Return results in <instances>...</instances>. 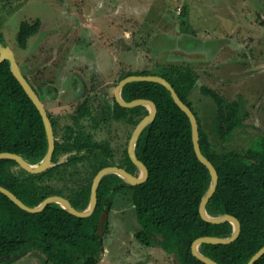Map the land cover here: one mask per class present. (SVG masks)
Here are the masks:
<instances>
[{
  "label": "trees",
  "instance_id": "1",
  "mask_svg": "<svg viewBox=\"0 0 264 264\" xmlns=\"http://www.w3.org/2000/svg\"><path fill=\"white\" fill-rule=\"evenodd\" d=\"M41 26L39 19L22 21L17 37L19 46L27 47L29 38L38 34ZM173 65L167 71H130L126 76L153 74L165 77L197 115L189 96L198 76L190 68ZM25 77L39 94L33 82ZM201 91L215 100L217 115L214 126L217 125L220 139L227 140L244 121L246 111L243 102H227L206 85L201 87ZM122 96L127 101L148 98L158 108L155 119L145 127L136 145L138 158L149 170L148 179L142 184L132 185L116 174L106 175L98 189V205L88 217L76 216L56 203L39 213H31L0 191V259L36 251L44 254L45 264H97L102 259L104 248V244L97 240L101 215L103 211L111 210L113 198L123 190L131 192L140 225L135 234L138 242L162 247L169 255L175 254L181 264H206L192 253V244L197 238L232 234L234 226L231 222L212 223L200 214V203L212 177L196 155L190 118L174 101L170 91L158 82L134 81L123 88ZM111 100L102 110L105 122L110 119L124 121L134 129L149 113L146 106L126 108L114 97ZM87 104L74 117L76 122L89 116ZM50 117L54 125L55 121ZM198 121L202 152L219 173L217 189L207 205L208 213L213 216L231 214L241 222V232L235 241L229 244L203 243L200 251L222 264H246L264 246V135L244 153L220 152L212 144L199 118ZM95 124L98 125L96 121ZM55 136L56 150L51 168L34 174L21 167V171L16 172L13 168L20 165L15 160L0 159V185L14 192L29 206H37L50 195H61L83 211L90 202L92 180L86 184L78 183L73 194L56 188L51 180L61 174L64 166L58 162L59 156L76 151L66 164L87 160L89 166L98 172L105 166L115 165L113 148L108 140L96 141L86 130L70 128V135L63 142L57 139L56 130ZM47 150V132L40 111L14 76L10 62L2 61L0 152L17 153L34 163L40 162ZM123 152L125 159L119 166L135 174L137 167L127 148ZM59 180L62 179L59 177ZM106 228L107 223L104 233ZM12 261L11 258L2 264ZM255 264H264V256Z\"/></svg>",
  "mask_w": 264,
  "mask_h": 264
},
{
  "label": "rangeland",
  "instance_id": "2",
  "mask_svg": "<svg viewBox=\"0 0 264 264\" xmlns=\"http://www.w3.org/2000/svg\"><path fill=\"white\" fill-rule=\"evenodd\" d=\"M37 19L40 32L20 47L21 22ZM0 38L37 87L57 139L66 140L70 128L89 131L96 141L110 142L115 165L124 161L134 129L124 121L104 122L102 110L130 71L161 72L173 64L192 69L198 79L190 103L220 152L244 153L264 135V0H0ZM204 85L245 106L243 123L227 140L217 134V105L202 93ZM85 102L91 116L76 122L73 115ZM75 154L59 156L64 166L51 180L68 194L97 173L87 160L66 164ZM141 173L137 167L135 175ZM106 223L97 264L175 263L162 247L136 239L140 225L129 190L115 195ZM12 260L7 264H45L36 251Z\"/></svg>",
  "mask_w": 264,
  "mask_h": 264
},
{
  "label": "water",
  "instance_id": "3",
  "mask_svg": "<svg viewBox=\"0 0 264 264\" xmlns=\"http://www.w3.org/2000/svg\"><path fill=\"white\" fill-rule=\"evenodd\" d=\"M8 60L10 62L11 70L14 74V76L17 78V80L20 82V84L23 86L26 93L29 95V97L32 99L38 110L40 111L46 132H47V138H48V150L45 155V157L37 164H33L28 162L22 155L9 152V151H2L0 152V159H12L15 160L23 169L30 173H42L46 171L47 169L51 168L53 164V155L56 150V136L54 131L53 122L51 120V117L48 113V110L41 99L40 95L37 93L33 85L28 81V79L25 77L24 73L22 72L19 63L17 61L16 55L14 53V50L8 46L4 45L3 42L0 40V63L2 61ZM134 81H153L163 84L171 93L174 101L177 103V105L189 116L190 121L192 123L193 128V143H194V149L196 152L197 157L199 160L209 169L211 174V184L204 194L201 203H200V214L202 218H204L206 221L212 222V223H223V222H231L234 226V230L230 236L227 237H219V236H202L197 238L193 244H192V253L194 256L201 259L206 264H222L214 260L213 258L203 254L200 251V246L203 243H210V244H229L233 241H235L241 232V222L240 220L231 214H224V215H217L213 216L208 213L207 205L210 201V199L213 197L218 183H219V173L216 169L215 165L203 154L200 144V125L197 118V115L194 113L191 107H189L180 97L172 83L167 80L165 77L160 75H128L124 78H122L114 88V97L115 100L122 106L126 108L136 107V106H146L149 110V113L136 125L134 128L129 143H128V155L132 162L138 167L142 173L140 175H135L131 172H129L124 167H120L118 165H109L101 168L95 175L92 186H91V198L88 207L81 211L78 210L74 205L70 202L69 199H67L64 196L61 195H50L46 197L40 204L37 206H29L24 201H22L14 192L9 190L8 188L0 185V191L7 195L13 202H15L19 207L22 209L31 212V213H39L43 211L48 205L50 204H59L61 207L65 208L68 212L79 216V217H88L91 216L97 205H98V189L100 186V183L102 179L109 174H116L124 179L125 182L132 184V185H139L145 182L149 177V170L146 166V164L138 158V155L136 153V145L138 142V139L145 129V127L150 124L157 115V105L156 103L148 98H137L132 101H127L122 96V90L123 88L131 82ZM108 220V211H103L99 225H98V233H97V240L99 243H103V237H104V228L106 225V222ZM104 251V248L102 249ZM18 255V254H14ZM173 259L175 263L181 264L179 260L177 259L175 254H172ZM264 256V246L261 247L246 264H255L261 257ZM12 255H7L0 259V264L5 262L8 259H11Z\"/></svg>",
  "mask_w": 264,
  "mask_h": 264
},
{
  "label": "flooded vegetation",
  "instance_id": "4",
  "mask_svg": "<svg viewBox=\"0 0 264 264\" xmlns=\"http://www.w3.org/2000/svg\"><path fill=\"white\" fill-rule=\"evenodd\" d=\"M114 98H115V97H114ZM85 103H86V102H85ZM85 103H84V104H85ZM84 104H83V105H84ZM83 105H82V106H83ZM87 105L89 106V109H90V104L88 103ZM82 106H81V107H82ZM80 109H81V108H80ZM48 113H49V112H48ZM78 114H79V113H78ZM78 114H77V115H78ZM75 116H76V115H73V118H74ZM90 116H91V109H90V114H89L88 117H90ZM86 117H87V116H86ZM84 118H85V117H84ZM102 120H103V119H102ZM54 121H55V120H54ZM104 122H105V121H104ZM94 123H95V122H94ZM98 123H99V121H98ZM53 126H54V128H55V124H54ZM94 127H95V124H94ZM54 131H55V130H54Z\"/></svg>",
  "mask_w": 264,
  "mask_h": 264
},
{
  "label": "crops",
  "instance_id": "5",
  "mask_svg": "<svg viewBox=\"0 0 264 264\" xmlns=\"http://www.w3.org/2000/svg\"><path fill=\"white\" fill-rule=\"evenodd\" d=\"M256 1V0H255ZM227 43V41H225ZM21 68V67H20ZM22 70V69H21ZM23 72V71H22ZM31 252H34V251H31Z\"/></svg>",
  "mask_w": 264,
  "mask_h": 264
}]
</instances>
